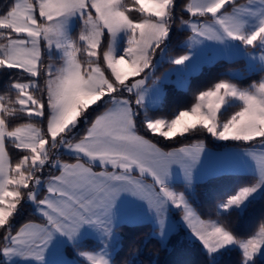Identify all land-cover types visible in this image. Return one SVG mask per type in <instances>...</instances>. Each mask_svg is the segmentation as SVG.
Wrapping results in <instances>:
<instances>
[{"label":"snow or ice","instance_id":"1","mask_svg":"<svg viewBox=\"0 0 264 264\" xmlns=\"http://www.w3.org/2000/svg\"><path fill=\"white\" fill-rule=\"evenodd\" d=\"M173 25L191 32L189 49L205 41L239 42L251 67L257 57L246 50H259L264 72V0H189L182 8L177 0H12L0 11V75L8 81L0 94V254L41 261L54 234L72 239L84 225L111 237L121 193L143 200L161 229L166 206L179 210L209 253L235 244L240 264H248L264 246V219L245 238L221 215L264 183V76L246 88L221 79L172 118L146 113L137 125L156 83L146 86L154 57L163 55ZM188 59L185 53L168 62ZM138 128L176 143L177 136L205 132L239 142L257 179L218 201L216 219H201L168 181L173 166L191 181L203 141L165 151ZM9 146L18 155L14 163ZM62 155L75 162H63ZM25 202L41 222L14 227ZM80 255L88 264H111L104 252Z\"/></svg>","mask_w":264,"mask_h":264},{"label":"trees","instance_id":"2","mask_svg":"<svg viewBox=\"0 0 264 264\" xmlns=\"http://www.w3.org/2000/svg\"><path fill=\"white\" fill-rule=\"evenodd\" d=\"M241 1L243 0H238V2ZM187 2L188 0H177L178 8H182ZM11 3L12 0H0V11L4 10ZM129 3H131V0H129ZM184 19H188V17L185 16ZM178 21L179 16H177ZM76 30L74 33H76ZM189 34V31L181 30L176 25H173L170 32L171 38L163 46L166 47L165 54L171 55L173 58L184 54L187 50L184 41ZM45 63H47V60H45ZM171 65L168 61H163L156 67L153 75H159ZM234 68L242 69L244 76H230L228 71ZM108 74L110 75V72ZM263 75L264 72H261V70L247 73L242 59L231 61L218 60L212 65L203 66L200 72L191 75L189 77L188 87L185 90L178 89L172 84H165L164 95L160 106L153 109L147 108L144 111L139 109L138 116L136 117L137 125L139 126L142 123L146 113L149 117L172 118L180 110L190 108L194 102L195 95H198L199 91L206 90L221 79L231 80L239 87L246 88L252 83L259 82ZM21 82L27 81L22 79ZM6 83H8L7 75H0V94H5L4 85ZM41 84H43V81H41ZM230 111L231 109H229ZM82 128L83 123L80 124L78 130L75 132L79 133ZM138 133L145 135L148 139H152L153 142L162 141V143H158V146L164 149L190 145L197 140H202L204 145L213 148L223 147L225 145L241 146L237 142L216 145L212 136L206 132L202 134L190 133L185 137L177 136L175 140L179 141L178 143L163 140V138L158 136L153 137L152 134H146L144 130L139 128ZM9 158L13 163L18 159L16 150L11 146H9ZM60 158L63 162L75 161L69 155H62ZM47 175L48 170L46 169L45 176ZM256 179L255 176L250 174L224 173L214 175L197 182L193 190L190 193L185 192V194L190 204L202 219L214 220L217 218L215 207L218 201L223 200L228 195L234 194L238 187L242 185H251ZM221 215L228 222L232 232L236 236L246 238V236L258 228L260 221L264 219V188L256 198L250 199L242 209H231L228 213H221ZM29 220L32 222H41V219L35 214L34 206L30 202H25L22 209L14 218L13 226L19 227L20 224ZM116 231L118 234V246L113 252V264H240L242 256L241 250L237 248L221 250L211 256L203 248V245L191 239L182 227H178L172 232L165 242H162L156 237V228L150 223L120 224L116 227ZM99 247L100 245L94 240L85 239L76 245L65 246L64 254L67 257L76 258L83 262L76 256L77 250H95ZM0 264H5L1 254ZM248 264H264V255L262 257H254Z\"/></svg>","mask_w":264,"mask_h":264},{"label":"crops","instance_id":"3","mask_svg":"<svg viewBox=\"0 0 264 264\" xmlns=\"http://www.w3.org/2000/svg\"><path fill=\"white\" fill-rule=\"evenodd\" d=\"M189 77L186 80V87H185L186 89L189 84ZM166 84L174 85V83L172 82ZM174 86L178 89L184 88V87L179 88L176 85ZM151 102L152 100L150 101V103L144 102L145 108H154V107L156 108L161 104L162 101H160L159 105H156L157 103H151ZM171 149H164V150L168 151ZM74 162L75 161L66 162V163H74ZM94 170L99 171V169H94ZM224 173L250 174L256 177L254 166L250 161V159L242 151V147L224 146L221 148H213L204 145V150L200 155V159L196 163L195 167L192 169L191 181L188 183L194 186L197 182L203 181L210 176L224 174ZM168 182L170 187H172L176 191L179 189H176L175 184L186 183V181L184 180L183 173L178 166L172 167ZM174 210L175 208H173L171 205L166 206L165 223H169V222L171 223L168 232H170L171 234L178 227H182L186 230V232L188 233L191 239L200 242L195 236H193L191 231L187 228L185 224H183V222L173 224L172 218L177 219L180 216V215L174 216V213L177 212ZM151 213L152 215L149 217ZM154 217H156L155 213L148 208V205L143 200L137 198L136 196L131 195L130 193H121L117 198L113 208V216H112L113 231H115V228L120 224L150 223L153 227L156 228L155 235H157L159 233L160 226L157 222V219H155ZM35 223H40V222H35ZM92 229H93L92 226L84 225L76 234V236L72 239H68L66 236L60 234H54L46 250L43 253V259L41 261H36L30 258H21L20 256L17 255H10L8 257H5L1 254V256L3 260L6 262V264H51V262L55 260H60L62 262L70 264V262L68 261H73V259L76 258H70L64 254L65 246L76 245L87 238L88 239L93 238L94 241L98 242L100 240L97 237L98 235H96L95 233H89V231ZM99 248L95 250H87V252H95L99 250ZM219 250L221 249H218L215 252H218ZM63 258H65L66 260H64Z\"/></svg>","mask_w":264,"mask_h":264},{"label":"rangeland","instance_id":"4","mask_svg":"<svg viewBox=\"0 0 264 264\" xmlns=\"http://www.w3.org/2000/svg\"><path fill=\"white\" fill-rule=\"evenodd\" d=\"M188 2H189V0H188ZM238 3L244 4V3H247V0H243V1L238 2ZM75 30H76V33H74V34H78L79 28H78V24H76V23L73 24V31H75ZM190 35H191V32H190L189 36ZM188 37L184 41V45L186 47H187V44H188ZM121 43H122V41H121ZM165 49H166V47H164V52H163L162 56L158 52L157 56L154 57V63L157 66L159 64H161L163 61H169V58H173L171 55L165 54ZM253 51L255 52V56L257 57V62L256 63L253 62V66L251 67L250 66V62H249V58H248L247 54H243V49H242V46L239 44V42H228L227 44H219V43L212 42V41H205V42H202L199 45L193 46L191 49L187 48L185 53L188 54L189 59L187 61H185V63L183 65H173L172 64L170 67H168L167 69L163 70L159 75H153V73L155 72L157 66L154 69L150 70V75H149V78L146 81V86L147 87H152L153 81H155L156 83H155L154 88L150 90L148 95H146L144 102L150 103V101L152 100L151 103H157L156 105H159L160 101H162L161 99H163L162 95H164V85L166 83L172 82L177 87H179V88L184 87L182 89H186L185 88L186 87V80L188 79V77L191 74H195V73L197 74L198 72L201 71V67L203 68V65L204 66L212 65L216 61L221 60V59L222 60H226V61L242 59L244 61V66H245V70H246L247 73L260 71V69H259V61H258V57L260 56L259 50H255V49H253L251 47L248 50H246V52H253ZM146 71H149V70H146ZM228 73L232 77H242V76H244L243 70L239 69V68L230 69L228 71ZM143 75L144 74L141 73L139 76H137L135 78H130V79H141V78H143ZM149 79H151V80L148 82ZM233 83H235V82H233ZM146 109L147 108L144 107L141 110L144 111ZM149 109H153V108H149ZM157 118H164V117H157ZM79 126H80V124L77 126L76 130H78ZM212 138H213V140H214L216 145H224V144H228L230 142L236 143L235 141L220 140V139H217V138H214V137H212ZM237 143H239V142H237ZM225 146H235V145H225ZM237 147H241V146H237ZM218 148H221V147H218ZM175 185H176V189H179L177 191L178 192H182L184 194V196L186 197V199H187V196H186L185 192H187V193L189 192L190 193L193 190V187H194V186H192V184H189L188 182H186L184 184H175ZM263 188H264V183L260 184V186L256 189V191L253 192L244 201V203L239 208H232V209H242L250 199L256 198L261 193ZM174 211H177L176 212L177 214L175 213L174 216H176V215H180V216L177 219L172 218L173 224H177V223H181V222H183V224H185L183 219L181 218V214H180L179 210L175 209ZM196 213H197V211H196ZM151 215H152V213L149 215V217ZM197 215H199V214L197 213ZM154 218L157 219V217H154ZM170 224H171L170 222L169 223H165L163 229L160 228L159 233L156 235L158 237V239H160L162 242H165L167 240V238L169 237V235H170V232H168V229H170ZM89 233H95L96 235H98L97 237L100 239L98 242L95 241V242H97L100 245L99 250H97L95 252H90V253L104 252V253H106L109 256V258L111 260V264H113V262H112L113 252L116 249V247L118 246V234H117L116 228H115V231L112 232L111 237H109V238H105L102 235V233L99 230L95 229V228L90 230ZM92 240H93V238H92ZM69 246H73V245H69ZM203 248H204V246H203ZM228 248L240 249L235 244H231V245H228V246L224 247L223 249L222 248H220V249L221 250H225V249H228ZM205 250L207 251V253H209L207 249H205ZM221 250H219V251H221ZM81 252L82 251L77 250L76 251V256L79 257L83 262L78 261L77 259H73V261H68V262H70V264H88L87 260L82 255H80ZM84 252H87V251H84ZM215 253L216 252L209 253V255L212 256ZM263 255H264V246H262L259 249V251L252 257V259L254 257H262ZM63 259L66 260L65 258H63ZM251 260H249V261H251ZM4 263L6 264L5 261H4ZM51 264H67V263L62 262L60 260H55V261H52Z\"/></svg>","mask_w":264,"mask_h":264}]
</instances>
